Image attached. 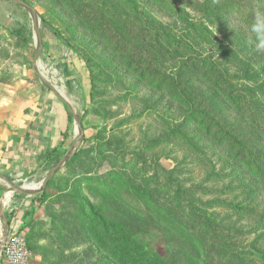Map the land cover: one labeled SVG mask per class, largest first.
<instances>
[{"label": "rangeland", "instance_id": "obj_1", "mask_svg": "<svg viewBox=\"0 0 264 264\" xmlns=\"http://www.w3.org/2000/svg\"><path fill=\"white\" fill-rule=\"evenodd\" d=\"M23 1L35 12L40 33L59 38L85 64L91 84L72 142L45 167L39 189L63 161L42 199L33 198L22 227L31 264L193 263L198 247L190 232L127 186L128 176L142 185L150 176L154 194L182 209L192 228L210 224L207 232L216 235L211 246L222 238L225 246L245 251L244 264H264L257 251L264 250V52L230 26L232 8L246 12L258 0H210L209 10L194 0ZM180 14L184 26L196 25L183 29L184 45H165L164 33L158 43L149 40L152 24ZM32 15L0 0V93L20 79H42L33 64L42 44ZM206 21L216 22L213 36ZM124 28L136 33L126 44ZM191 46L195 54L186 51ZM172 52L200 64L192 66L198 81L171 60L178 58ZM205 56L212 65L203 64ZM207 72L218 76L208 80ZM215 122L220 134H209ZM128 219L147 233L128 236Z\"/></svg>", "mask_w": 264, "mask_h": 264}, {"label": "crops", "instance_id": "obj_2", "mask_svg": "<svg viewBox=\"0 0 264 264\" xmlns=\"http://www.w3.org/2000/svg\"><path fill=\"white\" fill-rule=\"evenodd\" d=\"M41 42L36 66L42 79H20L0 93V240L11 229L23 231L37 196L6 189L26 178L38 183L48 163L71 144L75 117L90 101L85 64L57 37L41 33Z\"/></svg>", "mask_w": 264, "mask_h": 264}, {"label": "trees", "instance_id": "obj_3", "mask_svg": "<svg viewBox=\"0 0 264 264\" xmlns=\"http://www.w3.org/2000/svg\"><path fill=\"white\" fill-rule=\"evenodd\" d=\"M219 1H221L224 4L229 3V0H219ZM219 1L217 4H214L215 6L212 8V9H214V13L218 12ZM174 2H179V0H174ZM209 2H210V0H204L202 2H200L199 0H194V1H192V4L195 6H200V4H203L204 7L207 10H209L210 9L208 7ZM180 10L183 11V8L180 7ZM178 19H173L169 22L162 20V23H164V24H162L161 22H158V23L156 22L155 26L152 24L151 28L152 29L155 28V29H153L154 30V36L150 37L149 40L152 43H158L161 40H163L164 34H165V41H164L165 45H168V46L171 45L174 48L178 47L179 42H181L180 46L184 45L185 42L182 39L185 37V34L187 32L183 29H189L190 25H192L193 28H196V25H193L191 22H187V25L184 26L183 23L180 21L181 20V14L178 16ZM135 34H136L135 32H129V30L124 28V30L120 33V36H122V42L124 44H126L128 42V40L131 39V37H133ZM159 34L162 36V39L159 38ZM208 35L210 36V40L212 41V37H211L210 33H208ZM124 39H127V40H124ZM191 49H192V46L189 47V49H187L186 51L190 54H195V52L191 51ZM163 51H166V53H170L169 49H166V48L163 49ZM173 51H175V50H173ZM172 53H176V52H172ZM176 54L178 55V58H174V56H172L171 60L174 61L175 63H178V64L182 63L186 69L185 72L187 74L192 75L193 78L195 79V81H198L199 78L197 75L200 72L193 73L192 66L197 67V65H200V64L192 61L193 58H191V57L188 58V56H186V55H182L179 53H176ZM204 58H206L207 60L203 64H205L206 66L213 64L212 62H210V59H209L210 56H205ZM177 72H179L181 75L184 73V71H180L179 69H177ZM205 75L208 76V78H209L208 80H210V76H212V75L215 77L218 76V74L215 72H207V73H205ZM188 86H191V84H188ZM195 91L196 90L193 89V92H195ZM178 95L183 96V93L181 90H178ZM213 108L214 107H211L212 110H213ZM221 128L222 127L220 126V124L215 122V126L214 127L209 126L207 130L209 131V134L210 133L220 134ZM240 148L242 150H244V152L241 153L243 159L247 158L246 157L248 155L247 149L245 147H240ZM155 177H157V176H154L153 178H155ZM150 180H152V178L149 176L148 178H146L145 184L142 185L141 180H139V182L134 184L132 182V179H130V176H128L125 182H126L127 186L134 188V190L141 196V198H144L150 204L156 206V208H158L163 213L164 217L173 218V220L177 224H179L182 228H185L190 232L189 234H190L192 240L195 242V245L198 247L197 253L193 254L195 260L191 264H244L243 260H242L243 258L241 256V255H243L242 253H245L244 250H240L239 248L233 249L231 247L225 246L224 245V239H222V238H220L218 241H216V245L213 244L211 246L209 239L211 237L214 240H216V238H215L216 235L211 236V234L207 232L206 228L210 224L203 225V229H201V230H199V228H192V224H191L192 220L187 219L186 215L184 213H182V211H183L182 209L180 210L177 207H174V206L170 207L166 204H163L162 201L165 198H159L158 195L154 194L155 190H152L150 188V184H151L149 182ZM43 195H44V193H40L35 198L42 199ZM123 226H124V231L128 234V236L133 235V234L135 235V233H137V232L138 233H137L136 237L139 236L140 234H141V236H144L147 233L145 230H142L140 228L141 224L133 221L132 219H128L127 222H125V224ZM102 227L106 228V227H108V225L103 224ZM221 231H222V228L220 229V232ZM27 246H28V244H27ZM257 251L259 253H262L261 257L263 259L264 258V250H257ZM185 264H189V263L186 262Z\"/></svg>", "mask_w": 264, "mask_h": 264}, {"label": "clouds", "instance_id": "obj_4", "mask_svg": "<svg viewBox=\"0 0 264 264\" xmlns=\"http://www.w3.org/2000/svg\"><path fill=\"white\" fill-rule=\"evenodd\" d=\"M231 27L235 32L242 33L245 42L257 52H264V0L252 4L246 12L237 8L231 9ZM207 27L216 33V22L208 23Z\"/></svg>", "mask_w": 264, "mask_h": 264}, {"label": "built area", "instance_id": "obj_5", "mask_svg": "<svg viewBox=\"0 0 264 264\" xmlns=\"http://www.w3.org/2000/svg\"><path fill=\"white\" fill-rule=\"evenodd\" d=\"M0 264H31L25 232L10 230L0 244Z\"/></svg>", "mask_w": 264, "mask_h": 264}, {"label": "water", "instance_id": "obj_6", "mask_svg": "<svg viewBox=\"0 0 264 264\" xmlns=\"http://www.w3.org/2000/svg\"><path fill=\"white\" fill-rule=\"evenodd\" d=\"M13 1L14 3L18 4V5H21L23 7H26L28 9H30L32 11V20H33V25H34V28L36 30V38L38 40V45L40 46L41 44V33L40 31L38 30V27H37V19H36V15H35V12L33 11V9L31 8V6H29L25 1L23 0H11ZM36 58H37V54L35 55L34 57V65H35V62H36ZM63 159H61L57 164L56 166L49 172V174L47 176H45L43 179H42V182H41V189H38L36 191H29V190H26L24 187H17L13 184H10V186L19 194H27V195H31V196H36L38 195L41 191L44 190L45 186H46V183L47 181L49 180L50 176L54 173V171L61 165ZM8 231V230H7ZM7 234V233H6ZM6 236V235H5ZM5 236L0 240V244L2 243L3 239L5 238Z\"/></svg>", "mask_w": 264, "mask_h": 264}, {"label": "bare ground", "instance_id": "obj_7", "mask_svg": "<svg viewBox=\"0 0 264 264\" xmlns=\"http://www.w3.org/2000/svg\"><path fill=\"white\" fill-rule=\"evenodd\" d=\"M75 132L77 133L78 132V128L76 127L75 128ZM39 184L40 183H26L23 187L26 189V190H29V191H36L39 189ZM32 188V189H31ZM6 200H8L7 198H5Z\"/></svg>", "mask_w": 264, "mask_h": 264}]
</instances>
